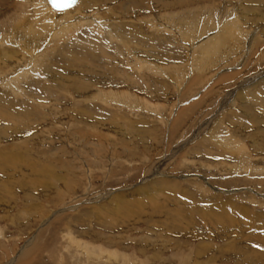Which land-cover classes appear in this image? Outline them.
Wrapping results in <instances>:
<instances>
[{"label": "rangeland", "instance_id": "obj_1", "mask_svg": "<svg viewBox=\"0 0 264 264\" xmlns=\"http://www.w3.org/2000/svg\"><path fill=\"white\" fill-rule=\"evenodd\" d=\"M108 1L79 0L65 21L96 19L61 36L39 0H0V263L264 264V2ZM234 18L241 41L206 68Z\"/></svg>", "mask_w": 264, "mask_h": 264}, {"label": "bare ground", "instance_id": "obj_2", "mask_svg": "<svg viewBox=\"0 0 264 264\" xmlns=\"http://www.w3.org/2000/svg\"><path fill=\"white\" fill-rule=\"evenodd\" d=\"M79 1V0H78ZM78 1L76 2V4L78 3ZM90 1H93V0H90ZM97 1H99V0H96V4H97ZM142 1V0H141ZM140 1V2H141ZM157 1V5L155 6V7H157V8H160V9H165V8H167V7H169V6H172V5H177V4H182V3H188V2H193V1H196V0H156ZM210 1V0H209ZM208 1V2H209ZM212 1V0H211ZM216 1V0H215ZM215 1L213 2V3H211L212 5L215 3ZM232 1V0H231ZM239 1V0H238ZM248 1V0H247ZM252 1H258V4H259V6H257V7H255V6H251V7H253V10L254 11H256L255 9H261L262 10V7H261V3H263L264 2V0H252ZM89 2V1H88ZM107 2H109L108 0H107ZM127 2V1H126ZM136 1L135 0H131V2H128V4L127 5H124L123 6V11H124V14H126V15H129L130 16V14L132 13V9H131V7L133 6V7H135L134 5V3H135ZM173 2V3H172ZM245 2V1H244ZM250 2V1H249ZM83 3H84V1H83ZM82 2L80 3H78L77 5L75 4L74 6H72V7H69V8H64V9H62L61 7V5H57L56 7H54V6H52L51 4H50V2H49V0H41V2H40V0H39V5H41V7L43 8V12L42 13H44V11L45 12H47V15H50V14H54L55 13V16H56V20L54 19H52V25H56V27H57V29H58V33L60 34V33H63L62 35H64V33L66 34V32L67 31H72V30H74L75 29V27H77V26H80L84 21L85 22H87L88 20H87V17H89L90 15L88 14H83V13H81L82 15H80V16H77L74 20H72V21H65V17H67V14H68V9H70V8H73V7H75V6H77V9L76 10H79V9H81L80 8V6H79V4H83ZM86 3H87V1H86ZM90 3V2H89ZM205 2H203V4H204ZM207 3V2H206ZM252 3V2H251ZM256 3V2H255ZM34 4V3H33ZM96 4H94V5H96ZM103 4V3H102ZM122 4V3H121ZM138 4V3H137ZM136 4V5H137ZM140 4V3H139ZM200 4H201V2H200ZM211 4H210V6H211ZM234 4H236V3H234ZM248 4V3H247ZM250 4V3H249ZM39 5H36V6H39ZM84 5V4H83ZM86 5V4H85ZM89 5V4H88ZM92 5V4H91ZM141 5V4H140ZM205 5V4H204ZM245 5V4H244ZM243 4H241V6H243V9H246V7L244 6ZM79 6V7H78ZM90 6V5H89ZM89 6H86L87 8L89 7ZM93 6V5H92ZM143 6H144V3H143ZM202 6V5H201ZM208 6V5H207ZM241 6H240V9H242L241 8ZM40 6H39V8H41ZM85 7V9H87ZM138 7V6H137ZM97 8V7H96ZM144 8V7H143ZM148 8V7H147ZM191 8V7H190ZM203 8V7H202ZM206 8V7H205ZM249 9H252V8H249ZM39 10V9H38ZM63 10H66V11H64L63 12ZM203 10V9H202ZM222 12L223 13H225V12H227V7H225V5H224V7L222 8ZM247 10V9H246ZM245 10V11H246ZM40 11V10H39ZM41 11H42V9H41ZM71 11V10H70ZM89 11V10H88ZM117 11H119L118 10V8H117ZM121 11H122V9H121ZM120 11V12H121ZM123 11L121 12L122 14H123ZM200 11H201V9H200ZM252 11V10H251ZM264 11V10H263ZM35 12H36V8H35ZM83 12V11H82ZM92 12V11H91ZM95 12V11H94ZM138 12V11H137ZM137 12H135V13H137ZM197 12V11H196ZM241 12V11H240ZM247 12L248 11H246L245 13H246V16L245 17H247ZM37 13H38V11H37ZM62 13V14H61ZM67 13V14H66ZM88 13H90V12H88ZM96 13V12H95ZM119 13V12H118ZM134 13V12H133ZM249 13V12H248ZM264 13V12H263ZM41 14V13H40ZM77 14V13H76ZM76 14L74 15V16H76ZM92 14V13H91ZM94 14V13H93ZM123 14V17L124 16H126V15H124ZM244 14V13H243ZM254 14V13H253ZM255 14H257V13H255ZM260 13H259V10H258V15H259ZM262 14V13H261ZM260 14V15H261ZM37 15V14H36ZM35 15V17H37ZM45 15V14H44ZM135 15V14H134ZM209 15V14H208ZM258 15H255V16H258ZM87 16V17H86ZM133 16V15H132ZM254 16V17H255ZM264 16V15H263ZM26 17V16H25ZM34 17V16H33ZM39 17V16H38ZM91 17V20H90V22H91V24H92V22H94V20L96 19V17L95 18H93L94 17V15L92 16H90ZM188 17V16H187ZM237 17V16H236ZM253 17V18H254ZM259 17V16H258ZM262 17V16H261ZM125 18V17H124ZM191 18V17H190ZM189 18V19H190ZM256 18V17H255ZM263 18V17H262ZM25 19V18H24ZM40 19V18H39ZM43 19H44V17H43ZM188 19V18H187ZM187 19H186V21H187ZM212 19V18H211ZM251 20H252V18H250ZM264 19V18H263ZM41 20V19H40ZM39 20V21H40ZM51 20V19H50ZM145 20V19H144ZM191 20V19H190ZM258 20H259V18H258ZM262 20V19H261ZM35 21V20H34ZM38 21V22H39ZM195 21V20H194ZM229 21H231V22H228V25H227V27H223L224 29L222 30V32L216 37V38H213V40H211L209 43H207V44H205L204 46L202 45V47L200 48V55H199V58H200V60H202L203 62H204V66L207 68L208 67V64H211V62L212 61H214L217 57H219V56H221L220 54H222L224 51H223V49L224 48H226V47H233V50H234V47L236 46L235 44L236 43H238V41H241L240 40V38L239 37H241L242 36V34H241V30H240V28L241 27H239L238 26V24H237V22H235V18H234V20H229ZM260 21V20H259ZM263 21V20H262ZM44 22V21H43ZM45 22H48V20L47 21H45ZM64 22H66V24H63ZM190 22V21H189ZM192 22V21H191ZM211 22V21H210ZM247 22V21H246ZM39 23H41V22H39ZM50 23V22H49ZM124 23V22H123ZM240 23V22H239ZM35 24H36V22H35ZM48 24V23H47ZM131 24V23H130ZM194 24V23H193ZM41 25H42V23H41ZM136 25V24H135ZM207 25V24H206ZM21 26V25H20ZM34 26V25H33ZM51 26V25H50ZM50 26H49V24H48V27L50 28ZM93 26V25H92ZM124 26V25H123ZM129 26V25H128ZM132 26V25H131ZM192 26V25H191ZM196 26V25H195ZM207 26H209V24L207 25ZM207 26L205 27V28H207ZM52 27V26H51ZM134 27V26H133ZM193 27H194V25H193ZM192 27V28H193ZM26 28V27H25ZM37 28V27H36ZM130 28V26L128 27V29ZM48 29V28H47ZM56 29V30H57ZM242 29V28H241ZM19 30H20V28H19ZM55 30V29H54ZM134 30V29H133ZM207 30V29H206ZM40 31H41V29H40ZM48 31V30H47ZM117 31V30H116ZM131 32V31H130ZM133 32V31H132ZM137 32H138V30H137ZM45 33V32H44ZM133 33H135V32H133ZM144 34V33H143ZM11 35V34H10ZM35 35V34H34ZM61 35V34H60ZM59 35V36H60ZM61 35V36H62ZM18 36V35H17ZM22 36V35H21ZM58 36V37H59ZM66 36V35H65ZM118 38V37H117ZM88 39V38H87ZM208 40V39H207ZM30 41V40H29ZM18 42V41H17ZM18 44V43H17ZM202 44V43H201ZM42 45V44H41ZM234 45V46H233ZM244 45V44H243ZM238 46V45H237ZM28 47V46H27ZM65 47V46H64ZM131 47V46H130ZM251 47V46H250ZM29 48V47H28ZM197 48H199V47H197ZM35 49V48H34ZM50 49V48H49ZM124 49V48H123ZM195 49V48H194ZM259 49V48H258ZM232 50V49H231ZM103 51H105V50H103ZM28 52V51H27ZM233 52V51H232ZM9 53H11V52H9ZM254 53V52H253ZM13 54V53H12ZM33 54V53H32ZM201 54H202V56H201ZM226 54V53H225ZM4 55H6V52H5V50H2V53H0V57H1V60H0V63H4V59H6V61L7 62H10L11 60H12V56H8L9 58H6V57H3ZM72 55H73V53H72ZM84 55V54H83ZM90 55H92V54H90ZM219 55V56H218ZM223 55V54H222ZM262 55H263V53H262ZM35 56V55H34ZM42 56V55H41ZM82 56V55H81ZM261 56V55H260ZM243 57V56H242ZM241 57V58H242ZM257 57V56H256ZM262 57V56H261ZM16 58V57H15ZM89 58H90V56H89ZM101 58V57H100ZM120 58V57H119ZM25 59V58H24ZM38 59H39V57H38ZM197 59V58H196ZM218 59V58H217ZM201 61V62H202ZM258 61V60H257ZM84 62V61H83ZM200 62V63H201ZM11 63V62H10ZM215 63H216V61H215ZM12 64V63H11ZM145 64V63H144ZM4 65V64H3ZM212 65V64H211ZM227 65V64H226ZM200 66V65H199ZM68 67V66H67ZM142 67H143V65H142ZM148 67V66H147ZM203 67V66H202ZM202 67H201V69H202ZM205 67H203L204 69H205ZM144 68H145V66H144ZM164 68V67H163ZM173 68H175V67H173ZM137 69V68H136ZM141 69H143V68H141ZM203 69V70H204ZM239 69V68H238ZM145 70V69H144ZM172 70V69H171ZM264 70V69H263ZM147 71V70H146ZM230 71V70H229ZM121 72H123V70L121 71ZM125 72H126V70H125ZM198 72V71H197ZM213 72V71H212ZM231 72H233V71H231ZM235 72V71H234ZM261 72V71H260ZM217 73V72H216ZM168 74V73H167ZM237 72H236V74H234V73H231V74H227L226 76H224L223 78H221L219 81H221L222 83L223 82H229V80H231V79H235V77H237ZM257 74V73H256ZM123 75V74H122ZM193 75H195V73L193 74ZM209 75V74H208ZM64 76V75H63ZM248 76V75H247ZM263 76V75H262ZM70 77V76H69ZM240 77V76H239ZM261 77V76H260ZM264 77V76H263ZM247 78V77H246ZM249 78V77H248ZM212 79V78H211ZM216 79V78H215ZM244 79V78H243ZM258 79V78H257ZM141 80H142V78H141ZM205 80V79H204ZM207 80V79H206ZM16 81V80H15ZM130 81V80H129ZM192 81V80H191ZM218 81V82H219ZM241 81V80H240ZM258 81V80H257ZM11 82H12V80H11ZM81 82V81H80ZM249 82V80H243L242 82H241V84H243V86H244V84L245 83H248ZM256 82V81H255ZM8 83V82H7ZM214 83H216V82H213V84ZM250 83V82H249ZM263 83V82H262ZM13 84V83H12ZM213 84L211 85V86H213ZM234 84V83H233ZM10 85V84H9ZM130 86V85H129ZM133 86V85H132ZM191 86V85H190ZM215 86V85H214ZM228 86V85H227ZM242 86V87H243ZM185 87V86H184ZM257 87V86H256ZM207 88V87H206ZM205 88V89H206ZM237 88V87H236ZM214 89V88H213ZM119 90H122V89H119ZM207 90V89H206ZM250 90V89H249ZM118 91V90H117ZM248 91V89L247 90H243V91H237L236 93H235V95H234V99H237V100H239V102H241V100H248L247 99V97H249V96H247L246 94L248 93L247 92ZM116 92V91H115ZM122 92H124V91H122ZM247 92V93H246ZM125 93H127V92H125ZM124 93V94H125ZM129 93V92H128ZM221 93V92H220ZM102 94V93H101ZM110 94V93H109ZM113 94V93H112ZM119 94V93H118ZM232 94H234V91L232 90V91H230V93H229V95L231 96ZM261 94H263V93H261ZM108 95V94H107ZM120 96V95H119ZM119 96H117L116 95V97L114 96V95H112V96H110V97H113V98H118V99H120L119 98ZM132 96V95H131ZM131 96H130V94L129 95H121V98H122V100L124 99V101L125 102H128V100L129 99H133V98H131ZM104 97V96H103ZM137 97V96H136ZM252 97V96H251ZM254 97V96H253ZM252 97V98H253ZM256 97V96H255ZM140 98V97H139ZM227 98L228 97H226V99H225V101H227ZM263 98V97H262ZM136 99V98H135ZM134 99V100H135ZM108 100H110V99H108ZM115 100V99H114ZM121 100V101H122ZM231 101V100H230ZM82 102V101H81ZM144 102V101H143ZM142 102V103H143ZM256 102V101H255ZM129 103V102H128ZM233 103V102H232ZM236 103V100H234V104ZM122 104H123V102H122ZM137 104V103H136ZM127 106V105H126ZM130 106V105H129ZM128 106V107H129ZM151 106V105H150ZM155 106V105H154ZM157 106V105H156ZM155 106V107H156ZM240 108H242L243 110H246V111H249L250 110V107H249V105H245V104H241L240 106H239ZM263 107V106H262ZM139 108V107H138ZM152 108V107H151ZM182 108V107H181ZM78 109V108H77ZM188 109V108H187ZM224 109V108H223ZM86 110V109H85ZM253 110V109H252ZM87 111V110H86ZM85 111V112H86ZM228 112V111H227ZM235 112V111H234ZM20 116V115H19ZM177 116V115H176ZM27 117V116H26ZM25 117V118H26ZM41 117V116H40ZM188 117V116H187ZM235 118V117H234ZM90 119V118H89ZM237 119V118H236ZM4 120V119H3ZM14 120V119H13ZM238 120V119H237ZM262 120V119H261ZM261 120L260 119H258V118H255V117H252V118H249V120H247L249 123H254V124H256L257 126H259L260 127V129H261V127L263 126L262 124H261ZM26 121V120H25ZM196 121V120H195ZM236 121V120H235ZM44 122V121H43ZM128 122V121H127ZM185 122V121H184ZM3 123V122H2ZM237 123V122H236ZM14 124V123H13ZM245 125V124H244ZM247 126V125H246ZM249 126H250V124H249ZM252 126H253V124H252ZM258 127V128H259ZM121 130V129H120ZM199 130V129H198ZM219 130V129H218ZM259 131V130H258ZM189 132V131H188ZM200 132V131H199ZM260 132V131H259ZM261 132H263L262 130H261ZM207 133V132H206ZM111 134V133H110ZM128 134H129V132H128ZM90 135V134H89ZM132 135V134H131ZM204 136V135H203ZM150 137V136H149ZM118 138V137H117ZM153 138V137H152ZM240 138V137H239ZM155 139V138H154ZM233 139V138H232ZM99 140V139H98ZM126 140V139H125ZM149 140V139H148ZM225 140H226V138H225ZM26 141V140H25ZM119 141V140H118ZM131 141V140H130ZM227 141V140H226ZM191 142V141H190ZM221 142V141H220ZM228 142H230V141H228ZM227 142V143H228ZM258 142V141H257ZM100 143V142H99ZM104 143V142H103ZM103 143H101V144H103ZM116 143V142H115ZM156 143V142H155ZM224 143V142H223ZM259 143V142H258ZM105 144H107V143H105ZM201 144V143H200ZM199 144V145H200ZM236 144V143H235ZM260 144V143H259ZM224 145V144H223ZM229 145L230 146H232V144H230L229 143ZM11 147V146H10ZM19 147V146H18ZM236 147H238L237 145H236ZM213 148V147H212ZM233 148H234V145H233ZM246 148V147H245ZM27 149V148H26ZM231 149V148H230ZM237 149H243L242 148V145H239V147L237 148ZM105 150H107V149H105ZM179 150V149H178ZM33 151V150H32ZM176 151V150H175ZM227 151V150H226ZM5 152V151H4ZM214 152V151H213ZM234 152V151H233ZM237 152H240V151H237ZM231 153V152H230ZM12 154V153H11ZM10 155V154H9ZM25 155V154H24ZM28 155V154H27ZM18 156V155H17ZM111 156V155H110ZM9 157V156H8ZM24 157V156H23ZM18 159H21V157L20 158H18ZM16 160V159H15ZM14 160V161H15ZM186 160V159H185ZM7 161V160H6ZM22 161V160H21ZM29 161V160H28ZM182 161V160H181ZM3 162V161H2ZM13 162V161H12ZM63 165V164H62ZM10 166V165H9ZM36 166H38V165H36ZM68 166V165H67ZM78 166V165H77ZM28 167V166H27ZM48 168V167H47ZM84 168V167H83ZM4 169V168H3ZM75 170V169H74ZM43 171H46V173H48V172H50V171H52L51 169H44ZM78 171V170H77ZM7 172V171H6ZM13 172V171H12ZM36 172V171H35ZM40 173V172H39ZM36 174V173H35ZM57 174V173H56ZM38 175V174H37ZM40 175V174H39ZM42 175V174H41ZM51 175V177L54 179V180H56V181H59L58 179L59 178H55V174H54V172L52 171V173L50 174ZM49 175V176H50ZM45 176V175H44ZM48 176V175H47ZM59 176V175H58ZM37 178V177H36ZM61 178V177H60ZM35 179V178H34ZM33 179V180H34ZM42 179V178H41ZM29 180V179H28ZM27 180V181H28ZM37 180V179H36ZM39 180V179H38ZM37 180V181H38ZM50 180V179H49ZM64 180V179H63ZM200 180V179H199ZM55 181V182H56ZM73 181V180H72ZM21 182V181H20ZM54 182V181H53ZM51 183V185H54V183ZM65 182V181H64ZM152 182V181H151ZM150 182V183H151ZM155 182V181H154ZM74 183V182H73ZM156 183H157V180H156ZM167 183V182H166ZM7 184V183H6ZM28 184V183H27ZM31 184H32V182H31ZM30 184V185H31ZM40 184V183H39ZM154 184V183H153ZM158 184H160V183H158ZM168 184V183H167ZM176 184V183H175ZM33 185H35V184H32V186ZM72 185V184H71ZM149 185V184H148ZM147 185V186H148ZM155 185V184H154ZM153 185V186H154ZM161 185V184H160ZM159 185V186H160ZM143 187V186H142ZM144 187H146V186H144ZM144 187H143V189H144ZM152 187V186H151ZM161 187V186H160ZM8 189V188H7ZM36 189V188H35ZM126 189V188H125ZM128 189V188H127ZM138 189H140L141 190V188H138ZM123 190V189H122ZM57 191V190H56ZM60 191V190H59ZM58 191V192H59ZM143 191V190H142ZM144 191H146V190H144ZM143 191V192H144ZM153 191V190H152ZM127 192V191H126ZM111 192H109V194H110ZM113 193V192H112ZM119 193V192H118ZM149 193V192H148ZM141 194V193H140ZM147 194V193H146ZM137 196H138V194H136ZM129 196H131V195H129ZM177 196V195H176ZM32 197V196H31ZM33 197H35V196H33ZM98 197V196H97ZM105 197V196H104ZM115 197V196H114ZM128 197V196H127ZM117 198V197H116ZM125 198V197H124ZM136 198V197H135ZM149 198V197H148ZM169 198V197H168ZM108 199V198H107ZM126 199V198H125ZM26 200V199H25ZM126 200H128V199H126ZM133 200H134V198H133ZM136 200V199H135ZM138 200V199H137ZM136 200V201H137ZM140 200V199H139ZM60 201V200H59ZM111 201H113V200H111ZM122 201V200H121ZM118 202V201H117ZM124 202V201H123ZM131 202V201H130ZM143 202V201H142ZM89 203H91V202H89ZM119 204H120V202H118ZM129 203V202H128ZM185 203V202H184ZM225 205V204H224ZM123 206V205H122ZM232 206V205H231ZM73 207V206H72ZM157 207H159V206H157ZM220 208H219V212H217V209H216V214L219 216L220 215V217H223V215H224V213H222V212H227L228 211V207L226 206V209H224V207H222V206H219ZM71 208V207H70ZM69 208V209H70ZM124 208V207H123ZM160 208V207H159ZM206 208V207H205ZM223 210H222V209ZM237 208V207H236ZM194 209V208H193ZM183 210V209H182ZM117 211V210H116ZM126 211H127V209H126ZM200 211V210H199ZM210 211V210H209ZM208 211V212H209ZM236 211V210H235ZM244 211V210H243ZM196 212V211H195ZM230 213V212H229ZM243 213H246V212H243ZM215 214V213H214ZM233 214H235V213H233ZM217 215H215V216H217ZM230 215V214H229ZM225 216V215H224ZM246 216V215H245ZM209 217H211V216H209ZM237 217V216H236ZM56 218V217H55ZM230 218V217H229ZM152 219V218H151ZM210 219V218H209ZM59 221V220H58ZM204 222V221H203ZM228 222V221H227ZM237 223V222H236ZM229 236V235H228ZM35 240V239H34ZM31 241V240H30ZM32 241H33V239H32ZM74 241V240H73ZM78 241V240H77ZM5 242V241H4ZM34 242V241H33ZM258 243V242H257ZM264 243V242H263ZM4 244V243H3ZM29 244H31V243H29ZM29 244H27V245H29ZM6 245V244H5ZM32 246V245H31ZM230 246V245H229ZM232 246V245H231ZM3 247H5V246H3ZM83 247V246H82ZM236 247V246H235ZM89 248V247H88ZM101 249V248H100ZM236 249V248H235ZM24 250V251H23ZM23 250H21L18 254H13V256H11L7 261L5 260L4 262H2V263H0V264H34V263H32L33 262V260L32 259H30V256H29V253L31 252L30 250H26L25 248L23 249ZM91 251V250H90ZM235 251V250H234ZM92 252V251H91ZM9 253V252H8ZM88 253H89V251H88ZM104 253V252H103ZM257 253V252H256ZM245 254V253H244ZM256 257V256H255ZM6 258V257H5ZM252 259V258H251ZM70 260V259H69ZM245 260V259H244ZM262 261V260H261ZM263 263V262H262ZM43 264V263H42Z\"/></svg>", "mask_w": 264, "mask_h": 264}, {"label": "water", "instance_id": "obj_3", "mask_svg": "<svg viewBox=\"0 0 264 264\" xmlns=\"http://www.w3.org/2000/svg\"><path fill=\"white\" fill-rule=\"evenodd\" d=\"M78 0H49L50 4L54 7L61 5L62 9L72 7ZM58 7V6H57ZM59 8V7H58Z\"/></svg>", "mask_w": 264, "mask_h": 264}]
</instances>
